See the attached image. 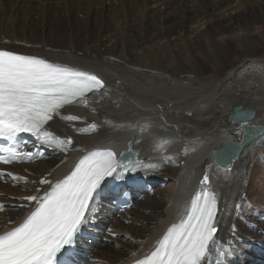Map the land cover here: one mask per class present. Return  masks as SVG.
Here are the masks:
<instances>
[{
  "label": "bare ground",
  "instance_id": "obj_1",
  "mask_svg": "<svg viewBox=\"0 0 264 264\" xmlns=\"http://www.w3.org/2000/svg\"><path fill=\"white\" fill-rule=\"evenodd\" d=\"M0 48L85 71L104 85L48 122L62 147L30 134L21 152L47 156L0 165V234L35 207L23 197L43 195L83 156L108 148L123 160L120 178L101 185L69 246L80 264H135L150 255L204 165L218 204L204 264H264V232L255 229L264 230V212L241 196L242 177L264 169V0H0ZM139 179L151 196L132 189L128 211L106 206L115 187ZM97 236L111 246L97 249Z\"/></svg>",
  "mask_w": 264,
  "mask_h": 264
},
{
  "label": "snow or ice",
  "instance_id": "obj_2",
  "mask_svg": "<svg viewBox=\"0 0 264 264\" xmlns=\"http://www.w3.org/2000/svg\"><path fill=\"white\" fill-rule=\"evenodd\" d=\"M103 86L90 73L0 48V137L13 140L19 133H29L42 144L62 147L65 142L47 130L48 122L66 105L86 104L87 94ZM4 151L11 159L21 155L15 148ZM122 163L110 149L94 150L63 179L52 184L42 179L40 183L50 184L49 189L43 195L23 197L35 207L18 226L0 234V264H62L59 255L87 222L101 183L107 177L120 178ZM207 182L205 174L201 183ZM217 212L215 193L197 192L186 219L170 228L155 250L135 264H204L215 245Z\"/></svg>",
  "mask_w": 264,
  "mask_h": 264
},
{
  "label": "rangeland",
  "instance_id": "obj_3",
  "mask_svg": "<svg viewBox=\"0 0 264 264\" xmlns=\"http://www.w3.org/2000/svg\"><path fill=\"white\" fill-rule=\"evenodd\" d=\"M262 172L264 173V169L262 170ZM261 171H258L255 175H254V179H252V177H251V179L250 178H246L245 179V177H242V179H241V182L244 184V186H245V190L242 192V197L243 198H246L247 199V202H249V203H254V205H256V206H258V209H261L263 212H264V197H263V195H264V188L262 189V187H259L260 186V177H259V175H262L263 173H262ZM253 180V181H252ZM256 180V181H255ZM252 183H251V182ZM255 183H257V184H255ZM159 186H154L153 187V189H157ZM162 187V186H161ZM149 195L151 194V192H150V190H149ZM257 194V195H256ZM261 197H260V196ZM151 196V195H150ZM256 196V197H255ZM254 197V198H253ZM259 199V200H258ZM258 200V201H257ZM263 200V201H262ZM262 201V202H261ZM263 203V204H262ZM2 207V208H1ZM250 207H251V205H250ZM5 208V205H1L0 206V211H2L3 209ZM260 221L262 222V224L264 225V221L261 219V217H260ZM258 233H259V231L258 230H256ZM98 247H97V249L99 248V247H103V245H106V246H111V243H108V241L107 240H105L104 242L103 241H99L98 242ZM94 249H95V247H92L91 248V250L90 251H93V254H94V252L95 251H97V249L94 251ZM252 264H254V263H252Z\"/></svg>",
  "mask_w": 264,
  "mask_h": 264
},
{
  "label": "water",
  "instance_id": "obj_4",
  "mask_svg": "<svg viewBox=\"0 0 264 264\" xmlns=\"http://www.w3.org/2000/svg\"><path fill=\"white\" fill-rule=\"evenodd\" d=\"M143 159H145V158H143ZM216 161L218 162V163H220V158H219V153H217V155H216ZM220 164H222V166L223 165H226L225 163H220Z\"/></svg>",
  "mask_w": 264,
  "mask_h": 264
}]
</instances>
